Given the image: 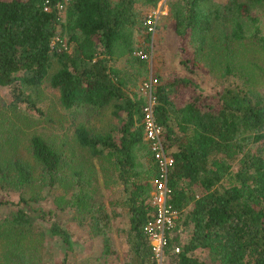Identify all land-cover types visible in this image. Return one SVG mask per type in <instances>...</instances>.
Instances as JSON below:
<instances>
[{
  "label": "trees",
  "instance_id": "16d2710c",
  "mask_svg": "<svg viewBox=\"0 0 264 264\" xmlns=\"http://www.w3.org/2000/svg\"><path fill=\"white\" fill-rule=\"evenodd\" d=\"M157 1L151 0L153 4ZM207 1L187 0L174 13L183 51L199 35V52L204 50L205 32L212 28L210 14L202 12ZM60 3L64 9H59ZM136 3L0 0V85L10 87L14 99L34 111L40 110L25 89L37 91L47 82L58 90L66 109L112 108L116 124L111 130L93 133L80 124L76 143L101 159L106 177L123 186L125 197L117 205L121 203L130 216L133 256L128 264H150L143 226L153 213L151 180L158 169L144 139L146 97L129 85L137 87L148 70L147 60L134 54L140 48L136 32L142 28ZM231 3L230 30L222 39L210 41L214 48L223 49L224 58L218 65L223 81L230 80L227 86L217 94H207L193 79L170 78L154 92L157 120L175 157L169 184L180 219L170 242L172 264H264V92L259 89L264 69L259 63L263 58L256 54L260 47L264 55V31L257 12L264 0ZM56 38L61 41L54 42ZM122 57H128L124 67L118 65ZM195 60V65L189 64L188 57L184 60L191 72L204 66L196 56ZM128 65L135 70H127V78ZM18 136L13 129L7 136L0 131V190L20 197L18 202L0 197V206L16 207L11 216L0 218V245L6 243L13 262L29 264L26 254L32 245L25 240L35 219L47 223L55 216V210L41 209L34 218L21 206L27 203L25 188L37 177L53 188L70 168L74 189L67 204L79 212H93L99 232L103 231L100 219L107 214L104 206L94 209V170L87 173L41 134H33L27 142L33 162L11 155L5 158L4 150ZM48 231L72 248L73 233L58 221H52ZM175 246L180 252H173ZM201 252L209 261L200 257ZM3 258L2 264L10 262L6 254Z\"/></svg>",
  "mask_w": 264,
  "mask_h": 264
},
{
  "label": "rangeland",
  "instance_id": "374dc122",
  "mask_svg": "<svg viewBox=\"0 0 264 264\" xmlns=\"http://www.w3.org/2000/svg\"><path fill=\"white\" fill-rule=\"evenodd\" d=\"M186 1L158 0L156 4H153L151 0H137L136 9L141 13L142 27L140 31L136 32L137 46L148 52L149 56L147 59L148 70L137 82V87L129 82V85L139 96H144L141 92V81L149 77H161L157 85L170 78L187 77L199 83L207 94H217L230 82V80L223 81L221 77L222 69L218 65L224 58L223 49L214 48L210 45V41L222 39L225 32L230 30L228 7L232 5L231 0H209L202 5V12L210 14L209 19L212 22V28L210 31L205 32L206 42L204 50L200 52V35L196 37L193 43H189L187 51H183L175 32L174 13L181 10ZM161 5L166 6L168 12L160 19L156 34L150 36L144 28L143 19L152 9ZM257 12L261 18L264 31V6L258 8ZM201 18H204V16H201ZM204 35L202 34V37ZM147 37L150 39L147 40ZM185 49H187V46ZM256 52L259 57L263 58L260 59L259 63L264 69V55H262L261 48L257 47ZM195 56L202 60L201 64L205 67L197 66L194 72H191L184 60L188 57L189 64L195 65L197 63ZM127 61L128 57H122L118 65L124 67ZM127 70L134 72L135 68L128 65L125 72ZM126 74L128 78V73L126 72ZM259 89L264 92V81L259 82ZM25 93L33 94L32 98L41 112L29 109L26 102L15 100L11 88L0 85L1 135L7 136L12 129L19 134L14 145H9L4 150L3 156L6 158L11 155L15 159L22 158L33 162L27 149V142L33 134H41L56 148L63 149L66 157L69 159L73 157L76 163L79 162L82 169L87 173L94 170L97 178L92 185L93 187L96 186L94 209L104 206L103 211L107 215L113 214L116 216L113 219L109 217L108 220L100 219L99 226L104 227L108 224L111 228L99 232V228L95 226L92 218L93 212L91 214L79 212L68 205L74 189L71 184L73 177L68 167L61 181H59L60 183L58 182V185L53 188L37 177L31 186L25 188L24 193L27 203L24 202L25 204L23 203L21 206L29 210L34 218L39 215L41 209L55 210V216L50 218L47 223L41 222L36 217L33 229L28 232V237L25 240L32 245L26 254V259L30 260L29 264H61L63 262L64 245L66 244L61 238L49 233L48 230L52 221H58L73 233L74 248L73 250L70 249L69 252V264H128L132 258L126 232L129 215L126 212L127 209L123 208L121 203L117 205L125 197L123 186L116 183L114 179L107 178L101 159L93 158L86 149L78 146L75 138L76 128L80 124H85L93 133H106L111 130L116 124V120L111 114L112 108L98 109L86 106L79 109H66L59 101L58 90L52 89L48 82L40 86L37 91L25 89ZM115 135H118V133H115ZM36 173L40 175V170H36ZM0 197L14 202L20 200L18 193L8 190H0ZM15 210L16 207L12 205L0 206V218L6 215L11 216ZM103 211V217H105ZM107 235L111 239L110 245L106 241L108 238L105 236ZM116 237L123 242L121 244L115 243ZM125 242L128 247H126ZM4 244L0 245V264L4 260L3 254H6L7 259L12 262L11 264H23L13 262L15 261L12 259L13 253L8 255V246L6 243ZM200 257L208 260L205 252H201ZM10 262L7 261V264Z\"/></svg>",
  "mask_w": 264,
  "mask_h": 264
},
{
  "label": "built area",
  "instance_id": "2783aa9c",
  "mask_svg": "<svg viewBox=\"0 0 264 264\" xmlns=\"http://www.w3.org/2000/svg\"><path fill=\"white\" fill-rule=\"evenodd\" d=\"M62 3L59 9H64ZM48 9V7L46 8ZM168 8L159 6L152 9L143 19L144 28L148 35L156 34L160 19L166 15ZM61 41L56 38L54 42ZM63 46H66L65 42ZM134 54L144 60L148 59V52L143 48L134 51ZM158 79L149 77L141 82V92L146 97L143 106L144 139L153 154L157 165V175L151 180V205L153 213L143 226V231L150 246V264H172L169 257L170 242L175 235V229L180 219V212L172 203L173 190L169 184L170 173L175 165V157L167 146L164 128L156 116L157 99L154 94ZM174 253L180 252V247L173 248Z\"/></svg>",
  "mask_w": 264,
  "mask_h": 264
},
{
  "label": "crops",
  "instance_id": "0c3cea01",
  "mask_svg": "<svg viewBox=\"0 0 264 264\" xmlns=\"http://www.w3.org/2000/svg\"><path fill=\"white\" fill-rule=\"evenodd\" d=\"M127 212V211H126ZM129 215V214H128ZM111 218V219H113V217H116V216H114L113 214H108L107 215V217H105V219H107L108 220V218ZM110 219V220H111ZM107 222V221H106ZM103 230H105V229H107V228H111V227H109L108 226V224H107V226H104V227H101ZM114 230V229H113ZM109 231V230H108ZM126 232H127V242L130 244L129 246H130V249H131V243H130V216H128V220H127V226H126ZM108 239L106 240L107 242H108V244L110 245V238H109V236L107 235L106 236ZM96 240V239H95ZM115 243H117V244H121L123 241L121 240L120 241V239L118 238V237H116L115 238V241H114ZM97 243H98V241H97ZM99 243H101V242H99ZM125 244H126V247H128V244L125 242ZM64 247H65V253L63 254V256H64V258H63V262L61 263V264H63L64 262H66L67 264H69V262H68V257H69V252L71 251V250H73V248H74V242L72 243V248H71V250L70 249H68V247H67V245H64ZM132 251V250H131ZM171 253H169V257H170V260H171V262H172V258H171ZM132 256H133V252H132ZM130 262V261H129ZM128 262V263H129Z\"/></svg>",
  "mask_w": 264,
  "mask_h": 264
}]
</instances>
